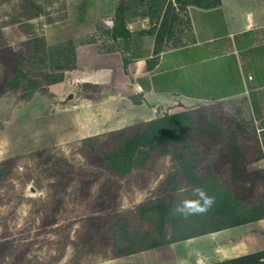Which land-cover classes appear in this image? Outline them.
<instances>
[{"label": "rangeland", "instance_id": "1", "mask_svg": "<svg viewBox=\"0 0 264 264\" xmlns=\"http://www.w3.org/2000/svg\"><path fill=\"white\" fill-rule=\"evenodd\" d=\"M98 1L0 0V264H123L124 252L193 232L172 208L193 198L196 183L223 176L208 169L210 155L201 160L196 145L175 141L169 120L65 142L55 127L49 143L52 115L43 103L54 98L51 80L74 66V42L115 48L121 15L134 32L153 31L156 48L178 46L191 39L188 7L218 0H115L102 20H86L91 31L81 37L69 12L85 2L92 13ZM115 156L129 158L131 169L109 166Z\"/></svg>", "mask_w": 264, "mask_h": 264}, {"label": "crops", "instance_id": "2", "mask_svg": "<svg viewBox=\"0 0 264 264\" xmlns=\"http://www.w3.org/2000/svg\"><path fill=\"white\" fill-rule=\"evenodd\" d=\"M114 1L99 0L92 13L85 2L74 15L69 12L82 25L81 37L91 31L86 20H102ZM187 15L191 39L178 46L156 48L153 31L134 32L129 23V35H111L115 48L89 39L74 42V66L52 82L54 98L43 103L52 115L46 119L49 143L55 144L57 129L56 139L65 142L186 114L192 129L180 135V143L196 145L201 160L211 156L208 169L223 172L219 183L195 185L215 202L204 214L177 217L180 225L193 223V232L117 260L264 264V0L195 4ZM216 162L230 171H216ZM173 222L167 225L174 230Z\"/></svg>", "mask_w": 264, "mask_h": 264}, {"label": "trees", "instance_id": "3", "mask_svg": "<svg viewBox=\"0 0 264 264\" xmlns=\"http://www.w3.org/2000/svg\"><path fill=\"white\" fill-rule=\"evenodd\" d=\"M114 31L116 35H129V30L126 27V23L123 20V17L120 15L118 17V21L116 25L114 26ZM61 77V76H60ZM59 77L53 78L51 82L57 81ZM167 120L172 121V123L175 125V128L172 133V136L175 137L176 140H180V135L184 134V132L189 131L192 129L191 127V121L188 118L186 114H181V113H176V114H171V115H165L159 119H157L154 124L157 126L159 125H164ZM161 130V127H154L152 130V137L150 140L152 141H157L158 136L155 135V132H159ZM180 142V141H179ZM184 146L188 145L185 142H181ZM188 148V147H187ZM195 152V151H193ZM109 166L112 168L119 170L121 173H126L128 172L129 169H131V161L129 158L126 156H115L112 158V160H109L107 162Z\"/></svg>", "mask_w": 264, "mask_h": 264}, {"label": "clouds", "instance_id": "4", "mask_svg": "<svg viewBox=\"0 0 264 264\" xmlns=\"http://www.w3.org/2000/svg\"><path fill=\"white\" fill-rule=\"evenodd\" d=\"M191 192L194 198L186 197L175 204L172 208L174 215L188 218L204 214L212 208L215 198L209 196L203 188L196 186L191 189Z\"/></svg>", "mask_w": 264, "mask_h": 264}]
</instances>
